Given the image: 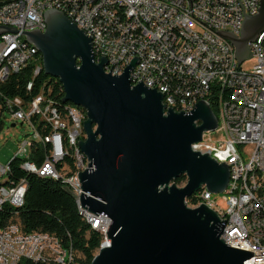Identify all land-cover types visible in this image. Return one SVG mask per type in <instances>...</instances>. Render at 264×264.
Returning a JSON list of instances; mask_svg holds the SVG:
<instances>
[{
  "label": "built area",
  "instance_id": "built-area-1",
  "mask_svg": "<svg viewBox=\"0 0 264 264\" xmlns=\"http://www.w3.org/2000/svg\"><path fill=\"white\" fill-rule=\"evenodd\" d=\"M244 13L257 14L260 0H239ZM238 0H0V54H9L6 74L34 63V75L42 68L37 48L27 49L23 30L40 26L44 8L64 10L81 21L94 39L98 59L106 58L107 67L119 71L136 56L130 70L132 79L156 83L162 90L167 108L190 111L195 98L209 99L217 111L215 139L208 131L191 145L193 151L207 153L229 169V180L222 193L220 207L213 193L204 186L187 206L206 205L221 221H226L220 238L231 247L253 252L248 258L264 260V29L261 38L249 42L253 58L250 69L237 66L233 45L216 30L239 36L245 16ZM235 82V92L223 93L222 83ZM32 82L27 84L30 89ZM1 96V93H0ZM5 112L11 127L26 124L29 133L20 140L13 155L0 164V210L4 206L19 208L24 203L28 182L9 177L10 162L33 168L44 178L75 186L81 194L78 172L84 169L70 164L76 153V141L84 135V117L70 104L61 110L39 93L25 102L19 96L0 97V116ZM199 122H197L198 124ZM1 125V124H0ZM13 125V126H12ZM49 129L47 133H43ZM29 135V137H27ZM41 146L43 160H31L33 148ZM260 165L262 175L241 179L244 167ZM10 179V180H9ZM86 210V209H85ZM91 224L106 238L107 217L86 210ZM71 247L65 248L54 234L41 230L25 231L17 221L0 225V264H18L21 259L46 264H75Z\"/></svg>",
  "mask_w": 264,
  "mask_h": 264
},
{
  "label": "water",
  "instance_id": "water-1",
  "mask_svg": "<svg viewBox=\"0 0 264 264\" xmlns=\"http://www.w3.org/2000/svg\"><path fill=\"white\" fill-rule=\"evenodd\" d=\"M240 4L239 36L214 31L234 46L237 66L252 56L248 43L264 29V0L253 16ZM44 22V32L26 33L28 41L41 53L43 71L61 83L63 101L86 112V138L78 142L88 160L78 172L80 204L110 220L109 244L91 264H244L253 252L220 238L226 221L204 204H185L203 186L223 192L229 180L225 163L191 148L217 126L211 107L200 100L188 112L165 109L161 92L131 84L136 56L113 75L104 71V56L95 60L91 37L63 12L45 10ZM182 175L178 186L173 181Z\"/></svg>",
  "mask_w": 264,
  "mask_h": 264
},
{
  "label": "trees",
  "instance_id": "trees-1",
  "mask_svg": "<svg viewBox=\"0 0 264 264\" xmlns=\"http://www.w3.org/2000/svg\"><path fill=\"white\" fill-rule=\"evenodd\" d=\"M38 52L37 56L42 63L41 53ZM34 66V63H30L21 70L10 73L7 80L0 85L1 99L19 96L28 102L39 93H43L61 110H64L65 105L72 104L63 101L64 92L58 78L46 74L42 68L34 75ZM29 82H32V86L27 89ZM210 107L217 115V111L211 103ZM48 130L45 129L43 133H47ZM32 153L33 156L31 155L30 159L40 164L43 160L42 147L33 148ZM70 164L74 166L71 160ZM10 166L9 177L11 176L15 181L20 177H26L28 186L21 207L4 206L0 210V225H4L7 221H17L25 231L41 230L54 234L65 248L71 247L75 264H91L94 252L98 250L103 235L98 230L92 229L78 213L74 196L65 184L60 180L40 177L19 169L18 159L11 160ZM173 182L181 186L185 182V177L182 175L174 179ZM18 264L46 263L21 259Z\"/></svg>",
  "mask_w": 264,
  "mask_h": 264
},
{
  "label": "bare ground",
  "instance_id": "bare-ground-1",
  "mask_svg": "<svg viewBox=\"0 0 264 264\" xmlns=\"http://www.w3.org/2000/svg\"><path fill=\"white\" fill-rule=\"evenodd\" d=\"M47 9H49V8H44L40 13V26H26V28H24V30H23V37H27L26 33L31 32L33 29H39V32L45 31L46 22H44V11ZM57 11L63 12L64 15L66 17H68L73 23H75L79 29H81L86 35H89L91 37L92 51H93L95 60L98 62L99 61L98 53L96 51V44L94 43L92 33H90L89 30L85 26L81 25V21L73 19L72 16H68V14L64 12V10H57ZM256 38H261V31L258 33ZM26 47H27V49H35L34 44L29 42L28 38H26ZM37 52H38V50H37ZM233 53H234V46H233ZM9 62H10V55L9 54H0V76H2V74H6V68H7ZM103 68H104L105 72H109V70L111 68L110 73L113 75H115V74L120 75L122 73L121 71H119L117 69V67H107L106 64H104ZM130 80H131L132 85H135L138 82H141L140 79L130 78ZM137 80H138V82H137ZM147 87L153 88V89L155 88V90L162 93V90H160V86H156V83H147ZM222 91H223V93L235 92V82H224V83H222ZM162 96H163V93H162ZM200 100L204 101L205 103H207L210 106L211 102L209 101V99L195 98L192 100V106H190V110L192 108H194L195 104ZM162 102L165 106V109H169V108H167V102L165 101V98H163ZM70 105H71V107H73V109L78 110L79 113L81 114V116L84 117V120H85V118H86L85 110L79 106L74 105V104H70ZM171 109H173L176 112L180 111V109H176V108H171ZM181 111L184 112V110H181ZM215 116L217 119V115H215ZM0 124H1V122H0ZM81 131H82V134L84 135V137L81 140L76 141V153L77 154L70 155V160L72 161L74 166H79V156H80L81 167H82V169H86L88 167V160L78 145L79 141H82L86 138V134L83 130V122L81 124ZM215 131H217V126L214 130L208 131V139H215V136L214 137L212 136L215 134ZM19 167H20L19 169H22L25 172L33 173V168H30L29 166H23L22 164H19ZM251 174L262 175V167L260 165H250L249 167H244L243 172H241V179H248V176H251ZM0 182H1V175H0ZM65 186L70 191V193L74 196L75 203H76L77 209H78V213L82 216L84 221H86L92 229L98 230V227L95 224H91L90 218L87 215L86 210L81 206L80 200H79L80 199V193L77 192V189H75V186L67 185V184H65ZM196 192H199V190ZM196 192H194L195 195H196ZM188 207L194 208L196 206H188ZM109 222H110V220L107 217V223L109 224ZM261 243H264V236H261ZM100 246H101V244H100ZM100 246H99V248H100ZM99 248H98V250H99ZM262 263H264V260L255 262V264H262ZM244 264H253V260L247 259L244 261Z\"/></svg>",
  "mask_w": 264,
  "mask_h": 264
},
{
  "label": "rangeland",
  "instance_id": "rangeland-1",
  "mask_svg": "<svg viewBox=\"0 0 264 264\" xmlns=\"http://www.w3.org/2000/svg\"><path fill=\"white\" fill-rule=\"evenodd\" d=\"M252 64L253 58H248L242 62L241 66L244 69H250ZM0 122V164L3 165L13 155L18 146V140H20L26 133H29L30 130H28L26 124L20 125L19 122L13 127L9 126L10 123L8 115L5 112H3ZM212 136L214 137L215 134ZM27 137H29V135H27ZM184 183H182V185H184ZM221 195L222 193L220 192L213 193V197L216 199L217 205L223 207L224 204ZM95 253H97V250L94 254ZM76 254L80 255L79 253Z\"/></svg>",
  "mask_w": 264,
  "mask_h": 264
}]
</instances>
